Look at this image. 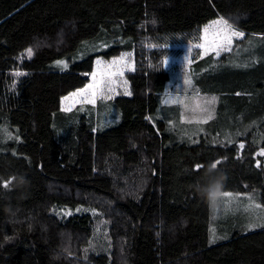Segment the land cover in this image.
<instances>
[{
  "label": "trees",
  "instance_id": "1",
  "mask_svg": "<svg viewBox=\"0 0 264 264\" xmlns=\"http://www.w3.org/2000/svg\"><path fill=\"white\" fill-rule=\"evenodd\" d=\"M19 3L0 0V128L12 136L0 134V264H264V0H100L112 9L103 20L90 0H64L49 27L17 42ZM220 18L244 38L190 67L200 92L221 101L202 127L239 135L216 145L160 106L164 60ZM125 53L136 62L131 96L105 110L120 113L117 125L62 110L98 58ZM217 161L222 192L251 196L255 216L215 221L196 185Z\"/></svg>",
  "mask_w": 264,
  "mask_h": 264
},
{
  "label": "rangeland",
  "instance_id": "2",
  "mask_svg": "<svg viewBox=\"0 0 264 264\" xmlns=\"http://www.w3.org/2000/svg\"><path fill=\"white\" fill-rule=\"evenodd\" d=\"M64 0H20L19 3V15L18 20L13 22L10 25V29L13 32L14 40L20 41L23 38H25L30 33L38 32L42 29H46L50 26V24L55 19V11L56 6L58 3ZM72 3L75 4H81L82 0H69ZM93 4V6L96 9V13L99 16L100 19H104L106 15H108L112 9L109 8H102L100 6V0H90ZM227 20V19H225ZM229 24L233 26L234 29L235 26L229 19L227 20ZM212 23L208 24L207 26L211 25ZM27 30L24 31L23 29ZM204 29L201 31L200 39L196 44H185L182 47H178L179 51H176L174 55H172L170 58L164 60L163 62V68L165 71L170 73L171 81L167 85V88L162 95V101L160 106V113L164 114L166 112H169L170 115L173 116V120H181L184 127H186L190 132H192L193 126H197L198 130L197 133L204 134V135H211L213 137V142H215L216 145L224 142V140L228 141L231 140L233 143L236 138L239 135L235 132L229 133V131H221L217 130L216 134H210L209 128L202 127L203 125L211 122L212 120H216L219 113V105L220 100L217 97V95L213 94H203L200 92L198 87L196 86V82L194 80L193 75L190 73V67L194 65L198 60H201L203 58L214 56L215 58H219L222 55L230 53V51H221L220 55L217 56L214 52L209 51L207 54L204 53V49L197 47L199 44L204 43ZM237 30V29H236ZM209 35H211V30ZM242 38H234L232 47L237 40H241ZM121 56L124 57V67H123V76L116 77L115 78V84L113 85L115 91L112 94V99H98L95 105L85 104V103H76L72 110H75L76 108H79L78 116L81 117L82 115L87 116V121L91 120L92 117H95L98 120V127L101 126H110L113 127L117 125L121 121V115L118 111H115L113 109H108V111L105 112L107 105H109V102L112 100H115L117 98H126L131 96V84L129 82V76L133 74L136 70V62H135V55L133 53H125L120 55L119 57L113 58V59H119ZM111 60H105L101 59L103 62L108 63L111 62ZM67 63L68 62L64 61ZM58 69H65L60 65H56ZM67 67V68H68ZM97 65L95 64L93 72L97 71ZM119 67V66H117ZM66 68V69H67ZM92 72V73H93ZM91 73V74H92ZM91 74L89 76L90 82L92 81ZM186 81H190V83H186ZM126 82V83H125ZM88 83V84H89ZM125 91H127L128 95L125 94ZM212 97H216V103H215V110L213 113V118L209 119L206 123H187V119H195L199 113H194L192 111L186 110L184 107L185 103H188L190 105H194L196 100H199L201 103L204 100H209ZM70 103V101H65L64 104H61L62 107H66ZM88 106H93L94 108L89 110ZM70 111V112H71ZM66 112V111H65ZM179 114V115H178ZM118 121V122H117ZM117 122V123H116ZM116 123V124H114ZM188 125H191V127H188ZM110 127L102 128V130L108 129ZM230 143V142H229ZM243 149H240V155L242 153ZM146 174L148 175L151 172V167H145ZM249 197L251 196H244V195H238V194H232L230 197H219L216 202V208L214 210L215 214V221L216 219L222 220L226 217H237L238 215L242 214L243 212L247 213L250 217L255 216L256 211L250 212L246 211L245 209L248 207L250 203L258 204L256 200L252 198V200H249ZM262 207V206H261ZM78 213H81L82 210H86L85 208H78ZM264 216V211L261 212ZM251 219L248 221L250 222ZM218 222V221H216ZM212 231H214V227L212 228ZM216 241V235L213 232L211 234V243H215Z\"/></svg>",
  "mask_w": 264,
  "mask_h": 264
},
{
  "label": "snow or ice",
  "instance_id": "3",
  "mask_svg": "<svg viewBox=\"0 0 264 264\" xmlns=\"http://www.w3.org/2000/svg\"><path fill=\"white\" fill-rule=\"evenodd\" d=\"M155 23V21H153ZM211 30V35H209ZM204 43L197 45V47L203 48L204 53L207 54L209 51L214 52L217 56L220 55L221 51H231V45L234 38H242L244 36L243 32H240L233 28L231 24L228 23L224 18H220L219 20L213 21L211 25L205 26L204 29ZM28 57L31 58L33 55V49L29 47L27 49ZM58 65L63 68H67L68 65L64 61H57ZM97 71H94L91 74L92 81L87 84L84 88L78 89L75 92L70 93L68 96L62 98V105L65 101H70L66 107H62L63 111L70 112L72 107L76 103H85L90 105H95L98 99H112V94L115 89L113 85L115 84V78L123 76V67H124V57L121 56L119 59H113L111 62L105 63L101 59L96 60ZM119 66V67H117ZM13 75L19 77L22 75H26L20 71H16ZM126 83V82H125ZM186 83H190V81H186ZM125 94L128 95L127 91ZM216 103V97H212L209 100H204L202 103L199 100H196L194 105H190L188 103L184 104L186 110L192 111L194 113H199V115L195 119H187V123H206L209 119L213 118L214 106ZM0 134H2L6 139H11V133L7 132L6 128H0ZM18 139V137H17ZM231 143L232 141L229 140ZM245 145L243 143L239 144L240 149H244ZM15 155V153H13ZM260 156H264V149L258 153ZM220 163L217 161L213 164V167H216V164ZM257 167H260V162L257 161ZM199 169L200 166L198 165ZM9 182H5L4 187H7ZM230 197L232 196L229 192H213L211 196V203L215 207L217 199L219 197ZM251 201L252 198L249 197ZM261 206L259 204L250 203L248 207L245 209L246 211L255 212L257 209H260ZM79 211V209H77ZM71 215V213H68ZM264 227V224L260 225Z\"/></svg>",
  "mask_w": 264,
  "mask_h": 264
},
{
  "label": "clouds",
  "instance_id": "4",
  "mask_svg": "<svg viewBox=\"0 0 264 264\" xmlns=\"http://www.w3.org/2000/svg\"><path fill=\"white\" fill-rule=\"evenodd\" d=\"M17 182H24V177H15ZM226 175L223 171H218L213 165H209L202 177L201 182H198L196 187L200 194L211 202L213 192H222Z\"/></svg>",
  "mask_w": 264,
  "mask_h": 264
},
{
  "label": "crops",
  "instance_id": "5",
  "mask_svg": "<svg viewBox=\"0 0 264 264\" xmlns=\"http://www.w3.org/2000/svg\"><path fill=\"white\" fill-rule=\"evenodd\" d=\"M95 64H96V62H95Z\"/></svg>",
  "mask_w": 264,
  "mask_h": 264
}]
</instances>
